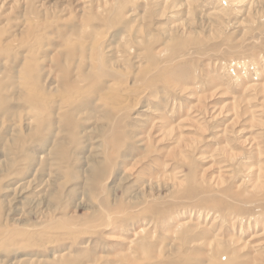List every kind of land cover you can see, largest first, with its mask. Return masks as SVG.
<instances>
[{
    "label": "rangeland",
    "instance_id": "374dc122",
    "mask_svg": "<svg viewBox=\"0 0 264 264\" xmlns=\"http://www.w3.org/2000/svg\"><path fill=\"white\" fill-rule=\"evenodd\" d=\"M0 264H264V0H0Z\"/></svg>",
    "mask_w": 264,
    "mask_h": 264
}]
</instances>
